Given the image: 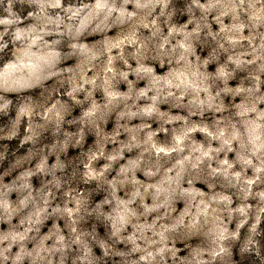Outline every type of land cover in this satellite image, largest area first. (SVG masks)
<instances>
[{
  "label": "clouds",
  "instance_id": "9594fccd",
  "mask_svg": "<svg viewBox=\"0 0 264 264\" xmlns=\"http://www.w3.org/2000/svg\"><path fill=\"white\" fill-rule=\"evenodd\" d=\"M0 264H264V0H0Z\"/></svg>",
  "mask_w": 264,
  "mask_h": 264
}]
</instances>
